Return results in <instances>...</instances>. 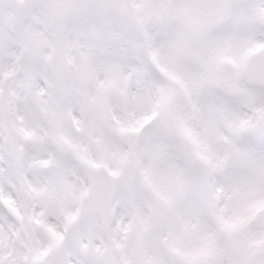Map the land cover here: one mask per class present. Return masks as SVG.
Returning a JSON list of instances; mask_svg holds the SVG:
<instances>
[{
	"label": "snow or ice",
	"instance_id": "obj_1",
	"mask_svg": "<svg viewBox=\"0 0 264 264\" xmlns=\"http://www.w3.org/2000/svg\"><path fill=\"white\" fill-rule=\"evenodd\" d=\"M0 264H264V0H0Z\"/></svg>",
	"mask_w": 264,
	"mask_h": 264
}]
</instances>
